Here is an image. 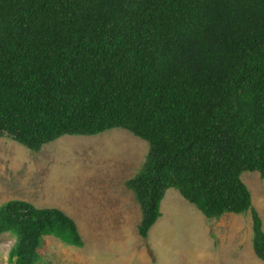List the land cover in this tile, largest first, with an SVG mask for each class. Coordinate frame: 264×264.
I'll return each instance as SVG.
<instances>
[{"label": "trees", "instance_id": "1", "mask_svg": "<svg viewBox=\"0 0 264 264\" xmlns=\"http://www.w3.org/2000/svg\"><path fill=\"white\" fill-rule=\"evenodd\" d=\"M123 129L149 144L127 182L147 239L175 189L206 218L252 213L242 180H264V0H0V138L40 152L66 136ZM11 264L46 237L85 246L59 209L0 208ZM1 244V239H0Z\"/></svg>", "mask_w": 264, "mask_h": 264}, {"label": "rangeland", "instance_id": "2", "mask_svg": "<svg viewBox=\"0 0 264 264\" xmlns=\"http://www.w3.org/2000/svg\"><path fill=\"white\" fill-rule=\"evenodd\" d=\"M149 149L123 129L66 136L40 152L0 138V208L26 201L59 209L76 222L85 243L76 248L46 237L37 264H264L253 248L251 212L208 219L175 189L168 190L162 217L142 239L141 207L127 182L142 170ZM241 178L264 230V180L258 172ZM0 239V264H11L17 238L8 233Z\"/></svg>", "mask_w": 264, "mask_h": 264}, {"label": "bare ground", "instance_id": "3", "mask_svg": "<svg viewBox=\"0 0 264 264\" xmlns=\"http://www.w3.org/2000/svg\"><path fill=\"white\" fill-rule=\"evenodd\" d=\"M122 148H124V147H122ZM124 149H127V148L125 147ZM123 154H124V153H123ZM126 154H127V153H126ZM126 154H125V155H126ZM121 156H122V155H121ZM126 156H127V155H126ZM126 156H124V157H126ZM127 160H128V158H127ZM128 161H129V160H128Z\"/></svg>", "mask_w": 264, "mask_h": 264}]
</instances>
